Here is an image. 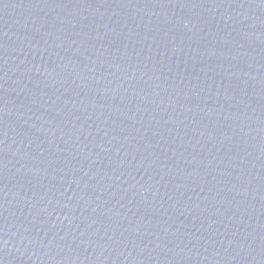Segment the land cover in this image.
<instances>
[{
    "label": "water",
    "instance_id": "95a60500",
    "mask_svg": "<svg viewBox=\"0 0 264 264\" xmlns=\"http://www.w3.org/2000/svg\"><path fill=\"white\" fill-rule=\"evenodd\" d=\"M0 264H264V0H0Z\"/></svg>",
    "mask_w": 264,
    "mask_h": 264
}]
</instances>
